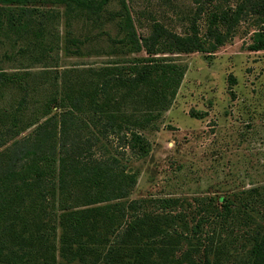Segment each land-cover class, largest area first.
Instances as JSON below:
<instances>
[{"label": "rangeland", "instance_id": "374dc122", "mask_svg": "<svg viewBox=\"0 0 264 264\" xmlns=\"http://www.w3.org/2000/svg\"><path fill=\"white\" fill-rule=\"evenodd\" d=\"M241 1L127 3L138 34L146 37L158 23L182 35L195 24L204 34L217 8L236 9ZM42 5L37 13L48 19L39 42L29 34L0 43V71L25 79L0 96L1 150L59 113L50 101L69 83L79 87L80 81H90L93 71L113 62L129 66L134 59L149 57L145 52L113 54V40L124 36L120 18L110 19V13L120 9L118 2L109 5L99 25L73 21L80 52L68 41L64 8ZM256 33H264V8L251 12L213 54L157 55L181 65L184 75L167 107H152L155 117L139 129L150 144L148 155L141 157L114 137L102 140L103 148L96 152L98 158L118 159L136 175L128 201H145L148 213L167 214L174 221L168 243L157 245L167 247V264H247L254 238L264 228V50L250 48ZM134 99L123 104L122 111L146 117V108L135 105ZM19 109L23 132L14 139L5 129ZM165 199L178 202L163 212L158 201ZM226 204L233 212L223 219L216 213ZM95 259L88 255L70 263L58 254L57 264H94Z\"/></svg>", "mask_w": 264, "mask_h": 264}, {"label": "trees", "instance_id": "16d2710c", "mask_svg": "<svg viewBox=\"0 0 264 264\" xmlns=\"http://www.w3.org/2000/svg\"><path fill=\"white\" fill-rule=\"evenodd\" d=\"M113 2L120 9L110 13V19L120 18L124 34L113 40V54L145 52L149 57L134 59L129 66L113 62L93 71L90 81H80L79 87L69 83L50 101L59 113L22 141L16 139L4 150L0 145V264H57L58 254L70 263L88 255H96L94 264L169 260L167 247L157 245L167 244L172 236V218L148 213L145 201H128L136 175L118 159L98 158L96 152L102 150V140L114 137L147 156L150 144L139 129L155 117L152 107H167L184 75L181 65L156 56L215 53L251 12L264 8V0H242L236 9L217 8L204 34L195 24L182 35L158 23L146 37L138 34L127 0H0V43L2 38L29 34L39 42L46 35L48 17L38 14L37 6L48 4L64 8L68 41L80 52L73 21L86 19L99 25ZM250 48L264 50V33L255 34ZM24 80L0 71V96ZM133 98L135 105L146 108V117L122 111L121 106ZM20 111L10 116L5 129L14 139L23 132ZM177 202L160 200L159 210L165 212ZM232 212L226 204L216 214L228 219ZM257 234L247 264H264V228Z\"/></svg>", "mask_w": 264, "mask_h": 264}]
</instances>
